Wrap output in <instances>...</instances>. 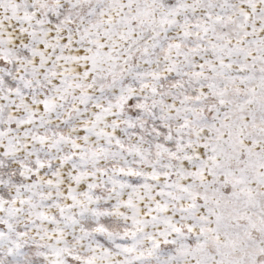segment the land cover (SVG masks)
<instances>
[{"label": "rangeland", "instance_id": "obj_1", "mask_svg": "<svg viewBox=\"0 0 264 264\" xmlns=\"http://www.w3.org/2000/svg\"><path fill=\"white\" fill-rule=\"evenodd\" d=\"M0 264H264V0H0Z\"/></svg>", "mask_w": 264, "mask_h": 264}]
</instances>
